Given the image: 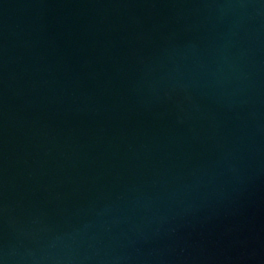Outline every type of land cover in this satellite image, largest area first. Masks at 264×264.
<instances>
[{
	"label": "water",
	"instance_id": "obj_1",
	"mask_svg": "<svg viewBox=\"0 0 264 264\" xmlns=\"http://www.w3.org/2000/svg\"><path fill=\"white\" fill-rule=\"evenodd\" d=\"M0 264H264V0H0Z\"/></svg>",
	"mask_w": 264,
	"mask_h": 264
}]
</instances>
